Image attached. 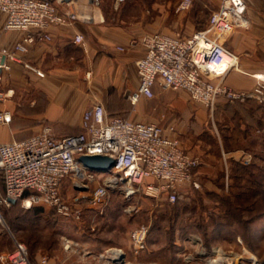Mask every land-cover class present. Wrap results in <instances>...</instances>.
<instances>
[{
	"label": "built area",
	"instance_id": "obj_1",
	"mask_svg": "<svg viewBox=\"0 0 264 264\" xmlns=\"http://www.w3.org/2000/svg\"><path fill=\"white\" fill-rule=\"evenodd\" d=\"M63 1L0 0V10L6 16L5 29L28 32L12 46L0 45V81L3 71L11 68L12 61L22 60L28 45L37 36L50 38V26L80 17L73 9L60 11L58 5ZM123 1L116 0L118 4ZM93 2L99 5L101 0ZM191 3L192 0H181L177 10L188 8ZM245 11L244 0H222L210 16L209 26L190 36L147 34L143 38L146 54L137 61L140 84L131 94V101L136 103L141 96L153 97L154 85L160 80L166 88L185 90L194 101L211 107L220 97L232 102L249 98L264 102V70L252 74L255 82L250 89L230 88L224 82L230 70L239 69L240 60L221 38L236 26L247 24ZM83 41L82 34L75 37V42ZM23 63L38 75H45L31 62ZM10 120V112L0 111V123ZM83 128L81 132L65 136H54L45 130L22 140L0 143L5 201L10 203V198L17 200L28 192L31 203H48L78 219L79 212L70 211L62 199L61 184L69 174L79 170L108 172V184H125L128 196L138 191L154 198L165 194L172 203L179 199L182 185L193 182L199 186L193 180L194 170L200 165L199 158L187 152L179 137L168 134L162 124L109 116L105 106L98 103L84 113ZM170 130L175 128L171 126ZM84 154L110 156L115 163L108 171L92 170L80 161ZM106 187L96 189L94 202L102 200ZM148 233L146 224L132 231V243L137 252L146 249ZM251 253L222 252L217 264H264V257ZM0 264H49V261L42 258L36 263L25 244L16 242L14 250L0 253Z\"/></svg>",
	"mask_w": 264,
	"mask_h": 264
},
{
	"label": "rangeland",
	"instance_id": "obj_2",
	"mask_svg": "<svg viewBox=\"0 0 264 264\" xmlns=\"http://www.w3.org/2000/svg\"><path fill=\"white\" fill-rule=\"evenodd\" d=\"M151 1L125 0L114 11H126L128 18L145 11ZM168 1L173 8L176 0ZM2 15L0 10V20ZM174 92L165 98L170 100L167 103L161 98L150 104L158 103L163 123L176 126L184 149H191L200 165L217 162L216 172L221 176L226 162H231L229 148L243 149L248 142L242 127L248 126L249 117L264 118V102L249 98L260 104L249 108L244 101L223 98L229 106L213 110L215 106L195 101L197 106L185 111L173 104ZM254 151L244 161L249 172L237 171L239 178L230 177L229 193L223 189L217 193L208 182L201 184L194 170L193 180L199 186L182 185L175 204L165 194L154 198L138 191L128 196L123 183L111 186L99 172L75 171L63 180L61 196L70 211L79 212L78 219L45 202L28 206V195L7 203L0 171V253L14 250L16 242H21L36 263L47 258L49 264H212L222 252L247 251L264 257V149L256 145ZM252 169L258 172L253 179ZM258 185L260 192L254 193ZM99 186H105L106 192L101 201L94 202ZM216 198L219 204L214 203ZM227 214L233 215L228 228L223 226ZM258 217H262L261 230L256 225L261 220L255 224ZM141 224L149 226V233L146 249L137 252L131 236ZM117 250L122 254L116 255Z\"/></svg>",
	"mask_w": 264,
	"mask_h": 264
},
{
	"label": "crops",
	"instance_id": "obj_3",
	"mask_svg": "<svg viewBox=\"0 0 264 264\" xmlns=\"http://www.w3.org/2000/svg\"><path fill=\"white\" fill-rule=\"evenodd\" d=\"M113 1L101 0L99 5L93 0L59 3L60 11L73 9L80 17L69 23L50 26V38L37 36L28 45L22 60L12 61L11 68L3 71L0 111L10 112L11 120L0 123V143L22 140L45 130L54 136L81 132L84 130V113L98 103L105 106L109 116L157 122L166 128L168 134L180 138L176 126L163 123L159 118L162 111L158 103L150 104L161 98L163 102L170 101L165 98H170L172 89L157 80L153 97L141 96L136 103L131 101V94L140 84L137 61L147 51L143 38L153 33L190 36L196 30L205 29L209 26L211 13L219 8L222 0H196L194 5L181 10L176 9L181 0H176L173 8L169 6L171 1L152 0L145 11L142 9L139 14L128 15V18L126 11L120 14L114 11L125 0L119 4ZM244 1L247 24L236 26L221 38L225 46L240 56V68L230 70L224 79L225 84L234 89L252 88L255 82L252 74L264 70V0ZM5 18L3 13L0 45L12 46L28 32H5ZM78 34L84 36L83 43L75 42ZM24 61L31 62L45 75L40 76L28 69ZM174 94L177 97H174L173 104L179 109L187 111L189 107L197 106L189 92L176 90ZM226 103L227 100L220 97L213 110L218 106H229ZM242 104L249 108L253 104L260 105L256 100H245ZM171 126L174 131L170 130ZM242 132L248 142L243 149L239 146L229 148L231 162H226L225 173L220 176L216 172L217 162L209 164L204 161L195 169L201 184L208 182L217 193L222 189L229 193L230 180L239 178L236 166H247L244 161L251 159V153H256V145L264 149L263 117L255 120L249 117L248 126H243ZM185 150L193 154L191 149ZM220 170L224 171V168L221 166ZM96 172L105 176L104 181L110 175L93 171ZM257 173L252 169L250 178H255ZM257 192H260L259 185ZM219 200L216 198L214 203L219 204ZM258 218L255 224L261 220L256 224L261 230L262 217Z\"/></svg>",
	"mask_w": 264,
	"mask_h": 264
},
{
	"label": "water",
	"instance_id": "obj_4",
	"mask_svg": "<svg viewBox=\"0 0 264 264\" xmlns=\"http://www.w3.org/2000/svg\"><path fill=\"white\" fill-rule=\"evenodd\" d=\"M80 161L92 170L108 171L115 163L114 158L102 154H84L80 157ZM11 202H15V198H10Z\"/></svg>",
	"mask_w": 264,
	"mask_h": 264
},
{
	"label": "trees",
	"instance_id": "obj_5",
	"mask_svg": "<svg viewBox=\"0 0 264 264\" xmlns=\"http://www.w3.org/2000/svg\"><path fill=\"white\" fill-rule=\"evenodd\" d=\"M236 168H237V171H240L241 172V174L243 173H246V172H249V169L250 168H248V166H244V165H241V164H239L238 166H236ZM242 174V175H243ZM3 183H4V179H3ZM4 190H5V185H4ZM258 190H256V191H254V193H256ZM29 193L28 192H26L25 194H24V196L23 197H26L27 195H28ZM22 197V198H23ZM22 198H19V199H22ZM178 201V200H177ZM176 201V202H177ZM176 202H174V204L176 203ZM173 204V203H172ZM228 215V219H227V222H226V224H223V226L224 227H229L230 226V222L232 221V214H227Z\"/></svg>",
	"mask_w": 264,
	"mask_h": 264
},
{
	"label": "bare ground",
	"instance_id": "obj_6",
	"mask_svg": "<svg viewBox=\"0 0 264 264\" xmlns=\"http://www.w3.org/2000/svg\"><path fill=\"white\" fill-rule=\"evenodd\" d=\"M239 68H240V66H239ZM27 203L30 205V204H31L30 200H27ZM121 254H122L121 251H120V250H117L116 255H121ZM251 254H252V253H251L250 251H247V255H251ZM228 261H229V260H228ZM217 262H218V259L213 260L212 264H217Z\"/></svg>",
	"mask_w": 264,
	"mask_h": 264
}]
</instances>
